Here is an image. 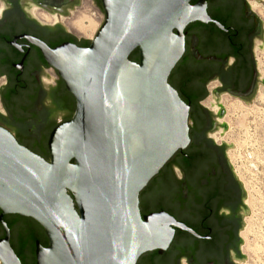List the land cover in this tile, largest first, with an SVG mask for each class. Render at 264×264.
Instances as JSON below:
<instances>
[{
  "label": "water",
  "instance_id": "obj_1",
  "mask_svg": "<svg viewBox=\"0 0 264 264\" xmlns=\"http://www.w3.org/2000/svg\"><path fill=\"white\" fill-rule=\"evenodd\" d=\"M191 1L104 0L106 20L89 47L38 43L77 102L73 118L51 135L50 162L0 127V219L6 228L7 214L42 226L49 245L38 243V264H137L146 253L166 252L176 228L193 233L165 211L143 217L140 210L142 191L191 143L190 106L169 83L185 53L186 27L211 21L207 1ZM261 23L257 47L263 50ZM137 49L139 63L130 60ZM215 123L211 133L224 135L227 123ZM227 161L242 190L243 230L247 196ZM9 241L7 228L2 264H21Z\"/></svg>",
  "mask_w": 264,
  "mask_h": 264
},
{
  "label": "flooded vegetation",
  "instance_id": "obj_2",
  "mask_svg": "<svg viewBox=\"0 0 264 264\" xmlns=\"http://www.w3.org/2000/svg\"><path fill=\"white\" fill-rule=\"evenodd\" d=\"M206 1L211 21L186 27L181 71H173L169 79L190 106L191 143L140 195L143 217L165 211L193 233L176 228L166 252L146 253L137 264L145 256L147 264H240L243 259L242 190L228 164L227 147L212 140L216 118L204 103L209 92L216 108L226 109L224 98L237 104L253 101L262 23L250 0ZM87 7L94 16L106 17L104 0H0V127L48 162L51 135L73 118L77 102L38 43L51 49L67 43L89 47L93 38L69 27ZM134 53L137 60H130L139 63V50ZM156 196L165 201H154ZM181 209L186 216L178 214ZM3 219L19 262L38 264L37 245L47 247L49 242L42 226L20 215ZM7 228L0 219V241Z\"/></svg>",
  "mask_w": 264,
  "mask_h": 264
},
{
  "label": "rangeland",
  "instance_id": "obj_3",
  "mask_svg": "<svg viewBox=\"0 0 264 264\" xmlns=\"http://www.w3.org/2000/svg\"><path fill=\"white\" fill-rule=\"evenodd\" d=\"M258 5L257 14L264 24V5L256 0H250ZM264 2V0H262ZM254 9V8H253ZM92 10L88 7L84 11V15H87L95 21L97 25L96 31L91 37L79 33V36H85V38H94L100 28L105 23V16H94ZM79 14L78 17H81ZM70 28L74 29L70 24ZM95 35V36H94ZM81 38V37H80ZM83 40V39H82ZM264 40V35H263ZM256 63L258 73L260 74V81L264 80V49L256 48ZM209 99L205 102H209L212 105V101H215L213 94L209 92ZM264 86L258 85V91L253 99L252 103H240L237 106V110L231 113L232 121L230 124L225 121L227 112L225 109L224 116L219 119V123L224 122L228 125V130L223 133L221 131H215L211 133L215 144L223 145L225 142L228 145L235 146L229 148L227 151V157L230 165L233 167L234 172L238 180L243 184V188L246 192V199L244 204L249 208L250 215L243 217L245 226L243 227L242 240V253L247 257L245 262L240 264H264ZM204 103V104H205ZM218 106L217 104H215ZM213 105V106H215ZM206 106V105H205ZM215 106V107H216ZM219 107V106H218ZM239 108V109H238ZM209 110V109H208ZM220 108H217L215 115H218ZM211 111V110H209ZM191 124V123H190ZM219 138L220 141L216 139ZM223 141V142H222ZM179 177L181 173H176Z\"/></svg>",
  "mask_w": 264,
  "mask_h": 264
},
{
  "label": "bare ground",
  "instance_id": "obj_4",
  "mask_svg": "<svg viewBox=\"0 0 264 264\" xmlns=\"http://www.w3.org/2000/svg\"><path fill=\"white\" fill-rule=\"evenodd\" d=\"M253 6H254V9L256 11H258L259 6L256 4H253ZM54 20H56V19L54 18ZM72 26H74L76 29H78V31L80 33H83V35H86L88 37H91L97 29V25H95V21L93 19H91L90 17H88L87 15H83V16L79 17L77 19V21L72 24ZM223 103L225 104L226 111H227V116L225 117V121L228 122V124H230L232 121L231 113H233L237 110L238 104L229 102L228 98H224ZM205 105H206V107H208L213 112L217 111V108L215 106L209 104V102L205 103ZM216 139L218 141H220L218 137H216ZM0 264H2L1 259H0Z\"/></svg>",
  "mask_w": 264,
  "mask_h": 264
},
{
  "label": "trees",
  "instance_id": "obj_5",
  "mask_svg": "<svg viewBox=\"0 0 264 264\" xmlns=\"http://www.w3.org/2000/svg\"><path fill=\"white\" fill-rule=\"evenodd\" d=\"M135 53L130 57L131 60H137V58H135ZM178 67V66H177ZM177 67L175 68L174 72L177 70ZM180 153V152H179ZM173 161V159L164 167V169L160 172L159 176L162 175L163 173L165 172H168V166L171 164V162ZM159 176H156L152 181H154L155 179H157V177ZM49 241V240H48ZM46 244V243H45ZM48 245H49V242H48Z\"/></svg>",
  "mask_w": 264,
  "mask_h": 264
}]
</instances>
